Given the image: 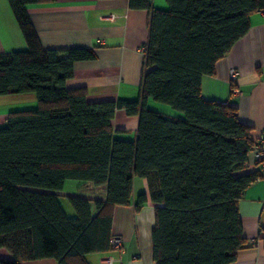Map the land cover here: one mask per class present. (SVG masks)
Here are the masks:
<instances>
[{
    "label": "trees",
    "instance_id": "16d2710c",
    "mask_svg": "<svg viewBox=\"0 0 264 264\" xmlns=\"http://www.w3.org/2000/svg\"><path fill=\"white\" fill-rule=\"evenodd\" d=\"M53 0H9L27 49L0 54V96L33 94L34 109L7 114L0 128V264L73 258L111 250L115 207H128L133 181L147 182L154 208V264H231L245 240L237 211L259 174L247 166L252 129L230 105L206 101L201 80L249 30L264 0H165L151 12L141 96L90 103L84 88H68L76 62L95 49L44 50L26 12ZM148 101L179 112L169 118ZM117 110L138 117L136 140L114 137ZM67 181L106 187L104 201L72 196L68 218L59 197ZM142 193L134 203L139 212Z\"/></svg>",
    "mask_w": 264,
    "mask_h": 264
},
{
    "label": "crops",
    "instance_id": "0c3cea01",
    "mask_svg": "<svg viewBox=\"0 0 264 264\" xmlns=\"http://www.w3.org/2000/svg\"><path fill=\"white\" fill-rule=\"evenodd\" d=\"M146 1L153 10L167 8L165 0ZM26 12L44 50L95 49V60L74 64L73 77L66 83L68 88H84L90 103L140 99L144 69L141 50L149 37L150 11L132 10L128 0H53L28 5ZM26 49L9 0H0V54ZM231 70L237 72L235 83L229 79ZM201 95L206 101L235 107L238 120L252 129L253 143L259 138L264 130V11L250 17L247 34L215 64L212 76L202 78ZM19 96L22 105L14 110L36 108L33 94ZM147 106L169 118L183 117L164 105L148 101ZM6 108H0V128L5 125L9 113ZM112 125L116 139L136 140L137 116H127L123 110H117ZM251 172L253 170L247 167L238 175ZM142 193L147 196V202L136 212L134 203ZM72 196L91 199L95 215L93 202L105 200L106 187L67 181L58 198L61 207L60 200ZM154 208L149 201L147 182L134 179L131 205L115 207L112 215L110 237H120L122 249L87 254L81 259H71L69 264H154L151 240ZM237 211L245 244L231 264H264V180L255 181L245 190ZM12 259L9 251L0 249V261ZM20 264L59 263L54 259H43Z\"/></svg>",
    "mask_w": 264,
    "mask_h": 264
},
{
    "label": "built area",
    "instance_id": "2783aa9c",
    "mask_svg": "<svg viewBox=\"0 0 264 264\" xmlns=\"http://www.w3.org/2000/svg\"><path fill=\"white\" fill-rule=\"evenodd\" d=\"M141 51L144 55L145 48H143ZM229 79L231 83H235L237 81V72L235 70L230 71ZM246 166L259 174V177L256 179V181L264 180V130L260 132L259 138L252 144V149L248 154ZM253 245L254 244H250V246ZM110 248L114 251H120L122 249L121 238L112 236L110 238Z\"/></svg>",
    "mask_w": 264,
    "mask_h": 264
},
{
    "label": "rangeland",
    "instance_id": "374dc122",
    "mask_svg": "<svg viewBox=\"0 0 264 264\" xmlns=\"http://www.w3.org/2000/svg\"><path fill=\"white\" fill-rule=\"evenodd\" d=\"M23 100H21V97L19 95H8V96H0V102L4 103L2 105H0V108H6V110H8V112H13V111H21V110H28V108L26 109H20V110H14V107H18L20 105H22L20 102H22ZM152 104H157L154 103L153 101H149ZM150 109V108H149ZM61 204L62 207L65 211V213L68 215L67 217H72L73 216V210L69 204V202L67 200H63L61 199Z\"/></svg>",
    "mask_w": 264,
    "mask_h": 264
}]
</instances>
